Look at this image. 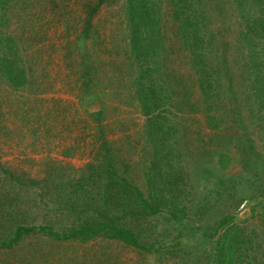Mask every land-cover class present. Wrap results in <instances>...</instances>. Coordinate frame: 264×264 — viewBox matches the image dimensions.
Listing matches in <instances>:
<instances>
[{
    "label": "rangeland",
    "instance_id": "obj_1",
    "mask_svg": "<svg viewBox=\"0 0 264 264\" xmlns=\"http://www.w3.org/2000/svg\"><path fill=\"white\" fill-rule=\"evenodd\" d=\"M150 2L162 21L161 47L154 42L144 47L143 62L131 53L127 0L101 5L99 0H22L0 10V42L9 37L19 44L10 61L13 69L0 70V168L29 181L78 176L107 140L117 169L128 172L144 192L150 184L144 167L156 158L154 166L171 180L152 186L182 188L163 199L175 205L174 215L162 210L144 224L145 245L165 244L157 254L153 247L141 250L120 239L57 241L34 229L13 249H0V264H180L172 247L182 243L199 251L198 262L209 264L203 251L210 252L234 223L253 238L242 247L249 254L243 262L264 264V92H259L264 87V0ZM197 18L206 26L199 34L205 56L200 68L178 37L181 27H195ZM87 20L93 43L84 37ZM146 68L152 70L149 78L143 76ZM12 71H21L29 84L13 90ZM85 71L92 78L88 89L81 77ZM200 73L208 74L214 98L201 90ZM148 103H160L155 115L167 137L147 132ZM208 104L223 122L219 130L208 120ZM258 156L261 165L253 162ZM252 182L261 188L257 191ZM222 186H233L236 199L222 191L225 200L215 203L211 215H195L194 204H203ZM33 211L32 222H41L44 216ZM226 216L235 221L225 227ZM203 231L219 233L206 238ZM254 254L257 261H251Z\"/></svg>",
    "mask_w": 264,
    "mask_h": 264
},
{
    "label": "trees",
    "instance_id": "obj_2",
    "mask_svg": "<svg viewBox=\"0 0 264 264\" xmlns=\"http://www.w3.org/2000/svg\"><path fill=\"white\" fill-rule=\"evenodd\" d=\"M22 0H0V10H7L14 2ZM112 0H99V5L110 3ZM189 6L187 0H179ZM15 4V3H14ZM13 4V5H14ZM150 0H127L128 14V37L131 44L132 55H137L139 62L145 61L144 47H148L154 42V47H161L159 42L162 34V21L159 17L158 9L150 5ZM178 5V2H175ZM178 7V6H177ZM180 9V8H179ZM179 12V11H178ZM91 19V18H90ZM91 20L86 21L87 25L84 29V37L91 40L92 25ZM198 21V22H197ZM206 26H200L198 18L196 26L188 27L185 23L181 27V37L184 44L192 51L193 61L195 65L203 67L205 56L200 52L203 49L204 38L199 36ZM94 37V36H93ZM18 43L13 38L7 37L0 42V70L9 72L13 69L10 61L14 60L15 53L19 50ZM93 45V44H92ZM152 73L151 69H144L143 76L149 78ZM206 73V72H205ZM205 73H200L201 90L205 92L206 97L214 98L211 94V83L206 79ZM83 84L85 88L92 87V78L89 72H82ZM208 81V82H207ZM30 80L18 72H10L8 74V84L13 90H18L22 86L29 84ZM151 86L152 84L149 83ZM257 87V86H254ZM258 88V87H257ZM152 92L154 89L150 88ZM260 93L264 92L263 84L260 85ZM148 102L150 101L147 100ZM208 101V99H206ZM151 102V101H150ZM211 102V101H209ZM150 105V103H148ZM160 103L150 105L148 121L150 126L147 132L154 135L163 134L167 137V130L163 131V126L157 124V116L160 110ZM179 108L180 106H175ZM212 106H207V117L211 121V126L219 130L223 124L220 119L215 118L211 114ZM156 130V131H155ZM166 151V150H165ZM167 152V151H166ZM172 153V152H171ZM154 155H156L154 151ZM179 155V154H178ZM159 161V160H158ZM260 164L261 158L253 162ZM160 162V161H159ZM252 162V163H253ZM157 164L154 158L153 164L144 167V175L150 181L146 191L143 192L139 185L127 176L128 172H120L117 169L115 154L112 146L107 140L101 141L98 151L93 161L87 166V171L81 175L68 176L63 173L61 177L52 174L47 178L38 180L22 177L19 173L11 168H0V249H13L18 243L22 242L34 229H39L45 235L54 238L57 241L80 240L87 242L94 237H105L112 239H120L127 245L141 250H150L153 247L155 253L158 254L165 244L157 242L147 246L144 244V227L145 222L151 219L152 215H158L162 210H168L174 215L175 205L164 204L163 199L168 193H177L182 190L180 184L176 187L166 188L161 185L152 186L154 182L169 183L170 175H164L162 167L154 166ZM261 165V164H260ZM166 170V169H165ZM255 176L260 173L253 171ZM152 178L155 180L152 181ZM157 178V179H156ZM159 178V179H158ZM259 179V178H257ZM255 179V180H257ZM260 180V179H259ZM257 191L262 185L255 184ZM17 185H20L22 192L19 193ZM166 186H168L166 184ZM231 187H223L221 191L216 189L204 199V203L194 204L195 215L205 216L211 215L214 210L215 203L225 200L223 192H227L230 197ZM16 189V190H15ZM26 191H24V190ZM148 192V195H146ZM29 192L36 196L33 198ZM241 193H243L241 191ZM216 198V201L211 199ZM245 196V195H243ZM237 197V196H236ZM233 197L232 199H236ZM241 198V197H240ZM229 199V198H228ZM30 204V205H29ZM33 208H37L38 216H44L40 222L36 217ZM203 211H206L205 213ZM37 216V217H38ZM202 218V217H201ZM37 221V222H36ZM234 216H226L222 221L225 227L230 223H234ZM218 231V230H217ZM206 235L203 231L202 235L206 238H214L219 232ZM225 234L219 237L210 252L203 254L208 256L209 264H245L244 260L248 259L247 246L253 242L247 239L245 230L238 223H234L231 227L224 228ZM248 240V243L244 242ZM187 243V242H186ZM184 247L178 248L173 246L172 250L177 255V261L180 264H203L198 262L199 251H191L187 244L182 243ZM199 250V247H197ZM205 249V248H204ZM242 250V252L240 251ZM255 252L254 250H252ZM244 258V259H243ZM251 261H257V255L250 256ZM250 261V262H251ZM249 264V263H248Z\"/></svg>",
    "mask_w": 264,
    "mask_h": 264
}]
</instances>
